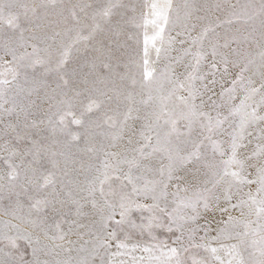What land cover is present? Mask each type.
I'll return each mask as SVG.
<instances>
[{"label":"snow or ice","instance_id":"6c2138e0","mask_svg":"<svg viewBox=\"0 0 264 264\" xmlns=\"http://www.w3.org/2000/svg\"><path fill=\"white\" fill-rule=\"evenodd\" d=\"M0 264H264V0H0Z\"/></svg>","mask_w":264,"mask_h":264}]
</instances>
